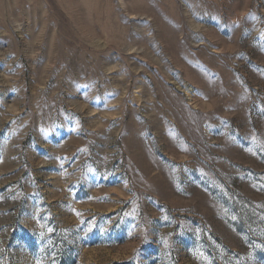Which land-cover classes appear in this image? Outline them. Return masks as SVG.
<instances>
[{"label":"rangeland","instance_id":"1","mask_svg":"<svg viewBox=\"0 0 264 264\" xmlns=\"http://www.w3.org/2000/svg\"><path fill=\"white\" fill-rule=\"evenodd\" d=\"M0 264H264V0H0Z\"/></svg>","mask_w":264,"mask_h":264}]
</instances>
